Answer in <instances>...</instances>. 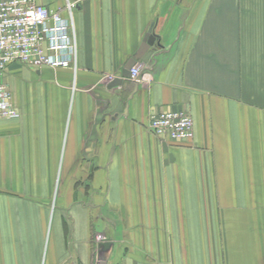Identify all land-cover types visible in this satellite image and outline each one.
<instances>
[{
	"label": "crops",
	"instance_id": "obj_1",
	"mask_svg": "<svg viewBox=\"0 0 264 264\" xmlns=\"http://www.w3.org/2000/svg\"><path fill=\"white\" fill-rule=\"evenodd\" d=\"M34 1L72 4L77 61L4 72L0 264H264V0Z\"/></svg>",
	"mask_w": 264,
	"mask_h": 264
},
{
	"label": "built area",
	"instance_id": "obj_2",
	"mask_svg": "<svg viewBox=\"0 0 264 264\" xmlns=\"http://www.w3.org/2000/svg\"><path fill=\"white\" fill-rule=\"evenodd\" d=\"M76 61L72 4L66 2L62 9L52 10L34 0H0V120L20 115L3 79L8 65L75 68ZM142 68L139 60L129 69L134 83L141 81ZM149 129L160 139L190 140L193 120L186 111L166 110L150 117ZM97 239L103 238L99 235Z\"/></svg>",
	"mask_w": 264,
	"mask_h": 264
},
{
	"label": "water",
	"instance_id": "obj_3",
	"mask_svg": "<svg viewBox=\"0 0 264 264\" xmlns=\"http://www.w3.org/2000/svg\"><path fill=\"white\" fill-rule=\"evenodd\" d=\"M155 47H161V45L158 36L153 32V24H151L142 38V41L137 49V52L134 55V59L139 60L149 49ZM133 62L135 61L132 60V63ZM131 66L132 64L130 63L127 66V69H129ZM123 76H125L124 73ZM119 82H120L119 79L113 80V82H111V85L117 84ZM103 246H107V244H103Z\"/></svg>",
	"mask_w": 264,
	"mask_h": 264
}]
</instances>
